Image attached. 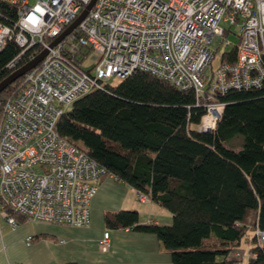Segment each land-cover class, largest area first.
<instances>
[{
	"label": "built area",
	"instance_id": "obj_1",
	"mask_svg": "<svg viewBox=\"0 0 264 264\" xmlns=\"http://www.w3.org/2000/svg\"><path fill=\"white\" fill-rule=\"evenodd\" d=\"M2 1L17 7V20L13 27L0 22V50L11 39L23 51L33 44L48 48L23 75L18 93L0 99V208L12 227L16 215L89 225L90 202L106 170L55 129L69 104L89 90L103 88L110 78L147 71L179 90H193L196 104L205 109L198 129L209 131L222 114L219 96L264 83V0H95L51 48L91 0ZM221 21L238 26V42L233 61L223 59L222 52L213 67V40H223L229 31ZM91 51L98 58L87 72L82 63ZM254 236L264 246V231L256 229ZM109 238L106 230L103 249ZM254 256L249 247L233 253L236 259Z\"/></svg>",
	"mask_w": 264,
	"mask_h": 264
},
{
	"label": "trees",
	"instance_id": "obj_2",
	"mask_svg": "<svg viewBox=\"0 0 264 264\" xmlns=\"http://www.w3.org/2000/svg\"><path fill=\"white\" fill-rule=\"evenodd\" d=\"M16 20L17 7L0 0V22L13 27ZM42 49L33 44L23 51L9 40L0 50V81ZM234 57L235 47L223 54ZM22 81L8 85L0 99L16 95ZM219 100L224 107L215 127L199 130L205 109L193 90L138 70L82 94L55 125L106 174L171 213L169 225L140 224L138 212L129 209L104 221L154 234L172 264H243L233 257L243 239L251 240L255 254L246 264H264V246L254 236L264 231V83Z\"/></svg>",
	"mask_w": 264,
	"mask_h": 264
},
{
	"label": "crops",
	"instance_id": "obj_3",
	"mask_svg": "<svg viewBox=\"0 0 264 264\" xmlns=\"http://www.w3.org/2000/svg\"><path fill=\"white\" fill-rule=\"evenodd\" d=\"M138 195L113 175L101 177L89 206L90 223L81 227L30 221L19 215L12 227L0 208V264H172L170 252L154 234L105 224L106 214L124 209L136 210L140 224H171L168 210L150 199L141 201ZM106 230L109 245L103 249L100 241Z\"/></svg>",
	"mask_w": 264,
	"mask_h": 264
},
{
	"label": "rangeland",
	"instance_id": "obj_4",
	"mask_svg": "<svg viewBox=\"0 0 264 264\" xmlns=\"http://www.w3.org/2000/svg\"><path fill=\"white\" fill-rule=\"evenodd\" d=\"M26 1L28 2L29 5H34L37 2V0H26ZM220 25L229 31L224 34L223 40L221 37H216L213 40V46L217 48V54L213 61V67H217V65L219 64V58H220L221 53L232 50L238 42V26L232 25L229 27L228 23L223 22V21L220 22ZM225 41H228V44H225ZM218 45L219 47H217ZM97 58H98V55L95 52L93 51L89 52L87 57L83 60V63H82L83 68L93 72L94 67L97 63ZM117 82H118V79L110 78L105 83L109 85H115L117 84ZM35 170H38V168L35 167ZM245 242L247 243V245L249 244L248 239H243L241 241V246H240V249L242 251H245V250L247 251L248 249V247L244 245Z\"/></svg>",
	"mask_w": 264,
	"mask_h": 264
},
{
	"label": "water",
	"instance_id": "obj_5",
	"mask_svg": "<svg viewBox=\"0 0 264 264\" xmlns=\"http://www.w3.org/2000/svg\"><path fill=\"white\" fill-rule=\"evenodd\" d=\"M95 0H91L81 11V13L67 26L62 33L57 36L54 40L49 43V48L55 46L60 40H62L68 33H70L78 24L83 20V18L87 15L88 11L92 7ZM48 48H43L36 56L30 59L28 62L14 70L7 77L0 81V93L12 82L22 77L25 73L36 67L42 59L47 55Z\"/></svg>",
	"mask_w": 264,
	"mask_h": 264
}]
</instances>
